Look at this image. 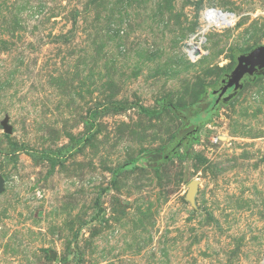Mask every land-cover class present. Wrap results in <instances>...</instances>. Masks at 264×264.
I'll use <instances>...</instances> for the list:
<instances>
[{
  "label": "rangeland",
  "instance_id": "obj_1",
  "mask_svg": "<svg viewBox=\"0 0 264 264\" xmlns=\"http://www.w3.org/2000/svg\"><path fill=\"white\" fill-rule=\"evenodd\" d=\"M263 44L264 0H0V264H264V72L214 99Z\"/></svg>",
  "mask_w": 264,
  "mask_h": 264
},
{
  "label": "water",
  "instance_id": "obj_2",
  "mask_svg": "<svg viewBox=\"0 0 264 264\" xmlns=\"http://www.w3.org/2000/svg\"><path fill=\"white\" fill-rule=\"evenodd\" d=\"M258 72H264V44L257 46L249 53L240 54L237 57V65L232 70V72L228 75L227 78L223 79V86L218 94V98L215 103H218L221 99L222 95L229 89L233 87L232 94H235L242 86L243 77L248 75H254ZM4 128L6 132H12L11 126L8 124V119L5 118L3 121ZM5 179L3 176H0V193L4 189ZM197 189V180H192L188 184V192L187 198L194 202V196Z\"/></svg>",
  "mask_w": 264,
  "mask_h": 264
},
{
  "label": "built area",
  "instance_id": "obj_3",
  "mask_svg": "<svg viewBox=\"0 0 264 264\" xmlns=\"http://www.w3.org/2000/svg\"><path fill=\"white\" fill-rule=\"evenodd\" d=\"M238 20V15L231 10L217 6H206L200 12V28L185 46V53L192 62H197L204 54L202 48V38L206 33L213 30H223L233 27ZM200 37V38H199ZM198 38L199 40H197Z\"/></svg>",
  "mask_w": 264,
  "mask_h": 264
},
{
  "label": "trees",
  "instance_id": "obj_4",
  "mask_svg": "<svg viewBox=\"0 0 264 264\" xmlns=\"http://www.w3.org/2000/svg\"><path fill=\"white\" fill-rule=\"evenodd\" d=\"M169 106H171L170 103H168V102H165L164 103V107H169ZM146 111L149 112V113H151L152 115H156L158 113V111H150V110H147V109H146ZM164 151L165 150H150L147 154H150V155H154L155 154L157 156L159 154L160 156H162V154L164 153Z\"/></svg>",
  "mask_w": 264,
  "mask_h": 264
},
{
  "label": "flooded vegetation",
  "instance_id": "obj_5",
  "mask_svg": "<svg viewBox=\"0 0 264 264\" xmlns=\"http://www.w3.org/2000/svg\"><path fill=\"white\" fill-rule=\"evenodd\" d=\"M246 76H252V75H248V74H246V75L243 77V79H244ZM243 79H242V80H243ZM223 85H224V84H223ZM223 85H222V86H223ZM221 88H222V87H221ZM221 88L217 91L216 96H215L214 99H216V98L218 97V94H219ZM232 91H233V87H230L229 89H227V91L222 95V97H221V99L219 100V102H220L224 97H226L228 94H230ZM189 131H190V130H189Z\"/></svg>",
  "mask_w": 264,
  "mask_h": 264
}]
</instances>
